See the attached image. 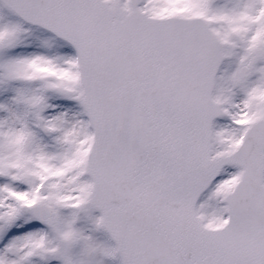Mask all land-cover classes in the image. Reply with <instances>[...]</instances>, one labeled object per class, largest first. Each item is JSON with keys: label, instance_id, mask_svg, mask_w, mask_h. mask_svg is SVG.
I'll list each match as a JSON object with an SVG mask.
<instances>
[{"label": "snow or ice", "instance_id": "6c2138e0", "mask_svg": "<svg viewBox=\"0 0 264 264\" xmlns=\"http://www.w3.org/2000/svg\"><path fill=\"white\" fill-rule=\"evenodd\" d=\"M0 264H264V0H0Z\"/></svg>", "mask_w": 264, "mask_h": 264}]
</instances>
